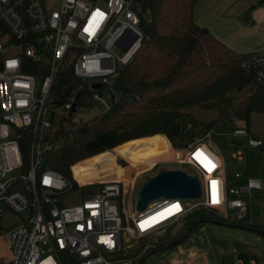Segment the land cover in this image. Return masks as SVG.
Here are the masks:
<instances>
[{
  "label": "built area",
  "instance_id": "1",
  "mask_svg": "<svg viewBox=\"0 0 264 264\" xmlns=\"http://www.w3.org/2000/svg\"><path fill=\"white\" fill-rule=\"evenodd\" d=\"M137 25L130 0H0V220L4 212L19 217L16 226L2 231L10 251L8 264H134L154 249L158 237L194 211L204 210L225 223L255 225L254 195L264 212V186L248 178L240 189L234 188L235 181L229 183L223 155L213 142L221 122L209 128L187 122L188 142L182 149H170L173 156L167 167L152 162L124 179L101 182V189L79 205L59 204L72 185L44 166V156L61 144L60 136L66 132L53 128V111L70 114L84 108L77 104L75 92L59 93L69 77L85 82L98 114L126 99L113 83L117 68L140 47ZM131 32L136 39L123 51ZM112 48L122 56L115 57ZM242 69L254 72L252 91L264 87V47L250 52ZM95 84L99 88L93 89ZM228 121L235 126L232 137L244 139L248 149L264 152V145L249 137L245 121L236 117ZM197 153L202 155L198 158ZM234 157L242 160L239 153ZM205 158L214 165L211 170L205 167ZM160 168L195 175L201 198H158L138 211V185ZM173 205H179V211ZM250 264H264V256Z\"/></svg>",
  "mask_w": 264,
  "mask_h": 264
},
{
  "label": "trees",
  "instance_id": "2",
  "mask_svg": "<svg viewBox=\"0 0 264 264\" xmlns=\"http://www.w3.org/2000/svg\"><path fill=\"white\" fill-rule=\"evenodd\" d=\"M130 1L142 41L131 60L117 68L113 83L114 90L127 98L116 101L108 112L61 134V144L44 156L45 167L60 174L74 189L87 193L99 191L102 186L90 184L94 183L92 171L79 164L147 138L149 146L142 152L152 153L148 158L184 148L189 137L184 125L191 122L187 112L191 107L217 110L218 119L204 125L206 128L217 122L223 125L232 117L248 125L252 113H264V87L252 91L254 72L242 69L249 53L232 51L195 23L193 8L200 0ZM63 86L60 95L73 91L78 94L80 107H95L85 82L83 85L69 77ZM243 90L247 94L228 109L229 100ZM19 145L23 153L22 143ZM115 163L123 162L115 159ZM71 174L84 185H76ZM190 219L187 215L176 233L166 231L158 237L150 251L185 240L192 229L202 224L264 233L256 225L225 223L211 213L194 221ZM148 253L135 263L140 264Z\"/></svg>",
  "mask_w": 264,
  "mask_h": 264
},
{
  "label": "rangeland",
  "instance_id": "3",
  "mask_svg": "<svg viewBox=\"0 0 264 264\" xmlns=\"http://www.w3.org/2000/svg\"><path fill=\"white\" fill-rule=\"evenodd\" d=\"M111 52L117 58L122 56V52L118 49L112 48ZM246 94L247 90H243L242 92L234 94L232 99L229 100L228 109L232 108L233 105L242 99ZM187 112L190 115L191 122L198 123L202 126L210 124L218 119V113L216 109L204 110L197 107H191L187 109ZM53 113V128L68 131L74 125L87 122L94 118L96 115H98L99 110L95 107L88 109L83 108L68 114L61 109H56L53 111ZM234 130L235 126L233 122H223V125L215 130V132L219 135L213 137L214 144L219 147L223 155L226 175L229 179L230 185L232 186L231 180H233L235 181L233 182L234 188L240 189L244 187L246 178H248L250 180L259 182L263 187V150L261 148H246L244 145V139L231 136V133ZM247 131L249 137L253 141H260L264 145V113H252L250 115L248 119ZM148 146V139L139 140L122 146L120 151L119 149L113 151V149L108 153L92 158L79 165L90 169L93 173V177L91 179L93 182H95L94 184L102 186L103 184L101 182L103 181H109L116 178L118 179L122 175H124L125 178L128 177L130 172L132 173V169L130 167L133 166H129V161L126 160L128 162L127 164L125 160H123L122 156L128 158L133 153H136V155L140 154ZM238 153L242 157L241 161L234 157ZM147 154L148 152L141 154L139 155V158L146 156ZM172 156L173 155L170 152L157 157L153 161L162 163L164 164L163 167H167L166 165H170L171 163ZM115 159H119L123 163L119 165L115 163ZM131 161L133 162V160ZM157 171L149 172L147 176L145 175V177H150ZM235 173H238L239 177L235 178ZM71 180L76 185H78L72 178V174ZM96 192H98V190L92 193H87L84 190L78 188L74 189L72 187L71 192L59 197V204L63 207L79 205L86 195ZM252 199V220L256 226L259 228H264V212L261 208V202L254 200V195L252 196ZM207 215L208 212L204 210L194 211L189 214V216H191V221H194L198 217H206ZM18 223V216L4 212L0 220V228L2 231L7 229L9 230ZM183 223L184 220L181 223L170 227L168 231L171 234L176 233L182 228ZM257 236L258 235L256 234H249L243 230L202 224L192 229L188 237L174 247L166 250L162 249L156 250L154 252L150 251L148 256L143 258L140 264H175L176 262L181 264H250L252 260L257 262L260 257L264 256V237L258 236V238H260L259 240L261 241H259L257 244ZM123 245L126 246L128 243L123 241ZM189 254H194V258L188 259ZM134 264H139V262Z\"/></svg>",
  "mask_w": 264,
  "mask_h": 264
},
{
  "label": "crops",
  "instance_id": "4",
  "mask_svg": "<svg viewBox=\"0 0 264 264\" xmlns=\"http://www.w3.org/2000/svg\"><path fill=\"white\" fill-rule=\"evenodd\" d=\"M193 19L199 27L206 29L215 39L234 52L246 54L264 47V0L257 4L252 0H200L193 8ZM120 149L121 147L119 151ZM141 154L144 152L137 155L133 153L128 158L122 156L129 161V165L133 166L130 167L132 173L149 167L153 160L159 157L148 158L152 154L148 153L139 158ZM132 173L130 172L129 176ZM120 177V179L125 178L124 175ZM259 239H256L257 244L261 241ZM189 256L193 259L195 255L189 254ZM9 260V246L6 238L1 235L0 264H8Z\"/></svg>",
  "mask_w": 264,
  "mask_h": 264
},
{
  "label": "water",
  "instance_id": "5",
  "mask_svg": "<svg viewBox=\"0 0 264 264\" xmlns=\"http://www.w3.org/2000/svg\"><path fill=\"white\" fill-rule=\"evenodd\" d=\"M132 39L123 49L125 51L136 39V35L131 32ZM93 89L99 88V85H92ZM158 198L173 199L180 201H196L201 198V191L198 179L195 175H188L180 170H161L154 175L147 177L136 189L135 206L138 211H143L146 205ZM255 234L263 235V232L253 231ZM183 239L172 242L169 245L158 249L166 250L174 247Z\"/></svg>",
  "mask_w": 264,
  "mask_h": 264
},
{
  "label": "snow or ice",
  "instance_id": "6",
  "mask_svg": "<svg viewBox=\"0 0 264 264\" xmlns=\"http://www.w3.org/2000/svg\"><path fill=\"white\" fill-rule=\"evenodd\" d=\"M99 14V13H98ZM202 154L197 153V157L199 158ZM205 163V167H207L209 170H211L212 167H214V165L211 163V161H207L205 158V161H203ZM212 187H213V194H212V202L218 203V197H217V192H216V182L213 181L212 182ZM173 209H175L176 211H179V205H173ZM169 212L172 211V209L168 210ZM160 215H164L163 213H161ZM141 228H144V225H141Z\"/></svg>",
  "mask_w": 264,
  "mask_h": 264
},
{
  "label": "bare ground",
  "instance_id": "7",
  "mask_svg": "<svg viewBox=\"0 0 264 264\" xmlns=\"http://www.w3.org/2000/svg\"><path fill=\"white\" fill-rule=\"evenodd\" d=\"M114 180H116V179H114Z\"/></svg>",
  "mask_w": 264,
  "mask_h": 264
}]
</instances>
